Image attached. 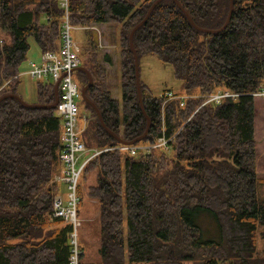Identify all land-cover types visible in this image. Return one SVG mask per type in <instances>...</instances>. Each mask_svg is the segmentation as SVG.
Instances as JSON below:
<instances>
[{"label": "trees", "instance_id": "obj_1", "mask_svg": "<svg viewBox=\"0 0 264 264\" xmlns=\"http://www.w3.org/2000/svg\"><path fill=\"white\" fill-rule=\"evenodd\" d=\"M154 1L70 0L73 25L119 24L121 100L112 96L102 63L109 62L108 55L100 58L95 46H85L80 65L92 77L87 98L124 141L141 135L147 124L128 35ZM178 1L197 26L208 29L221 27L229 8V0ZM61 16L57 0H0V28L8 35L0 38V97H21L18 74L28 37L40 53L58 49ZM132 41L138 58L155 55L180 81L179 90L160 95L139 81L150 123L135 145L154 143L162 120L165 136L172 139L166 150L132 155L107 149L86 162L83 171H94L95 182L82 188L86 177H80L77 215L86 211L87 200L97 203L100 259L84 261L79 248L77 264H264V246L258 248V239L264 240V202L257 200L256 189L264 179L256 175L251 95L264 87V0H233L227 26L216 33L198 31L174 0H161ZM75 72L80 91L88 78L81 69ZM53 86L49 80L35 81L33 103L51 104ZM217 90L238 95L202 104ZM167 91L192 97L182 105L177 98L163 104ZM82 102L79 111H90L81 134L85 146L101 150L120 144L93 119L94 108ZM61 132L55 107H27L11 96L0 100V264H71L72 227L52 215ZM202 212L214 218L216 239L203 238L197 220Z\"/></svg>", "mask_w": 264, "mask_h": 264}, {"label": "built area", "instance_id": "obj_2", "mask_svg": "<svg viewBox=\"0 0 264 264\" xmlns=\"http://www.w3.org/2000/svg\"><path fill=\"white\" fill-rule=\"evenodd\" d=\"M58 7L62 10L61 16V35L60 45L57 50H46L41 52L36 60L28 62L26 74L34 81L49 80L53 84L58 81V101L55 105V113L61 118V151L59 159L61 168L56 173L52 182L58 184L59 188L52 200V215L64 218L70 223L72 229L69 233L70 243L72 245V254L70 258L71 264H77L79 247L77 235V207L80 201L78 194V183L86 162L95 154L107 149H116L127 151L135 154L138 150L149 151L153 148L169 149L171 137L164 134L163 120L161 127V135L151 144L135 145V144H118L113 147L104 149H88L81 140L86 125L87 118L81 116L79 107L75 99L80 97L79 88L73 79V71L80 64V46L74 40L71 31L75 28L86 29L90 26L78 25L71 23L69 6L70 0H57ZM2 42V40H0ZM238 94L227 90H217L205 97L202 104L207 102L219 103L227 96H236ZM255 97H264V87L256 92L251 93ZM191 95H177L172 91L166 92V99H180V104L185 98ZM86 157L79 162L81 155Z\"/></svg>", "mask_w": 264, "mask_h": 264}, {"label": "rangeland", "instance_id": "obj_3", "mask_svg": "<svg viewBox=\"0 0 264 264\" xmlns=\"http://www.w3.org/2000/svg\"><path fill=\"white\" fill-rule=\"evenodd\" d=\"M118 28L119 24L114 23H96L89 29L75 28L71 31L74 40L81 48V58L84 59L86 51L85 46L95 48V52L102 58L103 55H108L109 62L102 61L108 74V82L112 92V96L119 101L121 100V66L118 60ZM0 38L8 40L7 33L0 28ZM29 49L26 52V58L22 61L19 67V73H24L28 69V62L36 60L40 52L33 37H28ZM90 50V49H89ZM73 71V79L78 84L80 77ZM138 74L139 81L145 85V88L154 95H160L164 90H179L180 81L173 75L171 65L162 63L155 55L145 54L138 58ZM18 90L25 102L33 103L36 101L35 81L27 74L19 77ZM78 106H83L82 98L75 99ZM90 111L81 109V116L88 119ZM254 120H255V157L257 162V178L264 179V170H259V166L264 168V97H255L254 102ZM86 128V127H85ZM85 130V129H84ZM87 136V133L84 134ZM135 144V143H134ZM143 145V144H140ZM86 155L82 154L79 162H81ZM81 187L94 184V171L82 172ZM257 200L264 202V182L258 181L256 185ZM86 211L77 215V235L79 240V248L83 251V260L87 262L98 261L100 255L99 249V219L98 206L92 200H87ZM198 223L203 231V238L216 239L218 237V229L214 218L209 212H202L199 214ZM264 246V240L258 239V248ZM127 263V258H126ZM128 264V263H127ZM132 264H148L137 263ZM187 264V263H186Z\"/></svg>", "mask_w": 264, "mask_h": 264}, {"label": "water", "instance_id": "obj_4", "mask_svg": "<svg viewBox=\"0 0 264 264\" xmlns=\"http://www.w3.org/2000/svg\"><path fill=\"white\" fill-rule=\"evenodd\" d=\"M161 0H155L151 5L150 7L148 8L145 16L143 17V19L138 22L134 27H132V29L130 30L129 32V35H128V41H129V47L132 51V54H133V60H134V76H135V82H136V88H137V94H138V100H139V103H140V106H141V109L147 119V124H146V127H145V130L143 131V133L139 136H137L136 138L132 139V140H129V141H124L122 139H120L114 132H112L111 130H109L102 118H101V115H100V112L98 110V108L95 106V104L93 102H91L87 96H86V90L88 89V87L91 85V82H92V77H91V74L89 73V71L79 65L78 67H76L75 70H83L86 75H87V78H88V82L81 88L80 90V95H81V98L88 104L90 105L91 107L94 108V111H95V116H93V119H98L100 124L102 125V127L104 129H106L111 135H113L117 141L121 144H128V145H131V144H134L136 142H138L139 140H141L147 133H148V130H149V119H148V116L145 114L144 112V109H143V106H142V100H141V92H140V83H139V74H138V57H137V53H136V50H135V47L133 45V41H132V36H133V33L134 31L143 23L146 21L147 17L149 16L151 10L154 8V6L160 2ZM176 5L183 11V13L186 15L188 21L191 23V25L197 29L198 31H201V32H205V33H216V32H220L222 31L228 24L230 18H231V14H232V10H233V0H229V8H228V13H227V16H226V19L224 21V23L222 24L221 27L217 28V29H208V28H203V27H199L197 26L193 20L191 19V17L189 16V14L185 11V9L181 6V4L179 3L178 0H174ZM53 93H54V101L51 103V104H38V103H27L25 102L20 96L18 95H15V94H5V95H2L0 97V100H2L3 98H6L8 96H11V97H14L16 98L22 105L24 106H27V107H50V108H54L57 101H58V81L54 83V86H53Z\"/></svg>", "mask_w": 264, "mask_h": 264}, {"label": "crops", "instance_id": "obj_5", "mask_svg": "<svg viewBox=\"0 0 264 264\" xmlns=\"http://www.w3.org/2000/svg\"><path fill=\"white\" fill-rule=\"evenodd\" d=\"M39 54H40V52H39ZM39 54H38V56H39ZM26 72V71H25ZM20 73V75H19V77H21V76H23V74H26V73ZM28 75V74H27ZM29 76V75H28ZM32 79V78H31ZM33 80V79H32ZM260 167H261V165L259 166V170H264V168H261L260 169ZM92 202H94V201H92Z\"/></svg>", "mask_w": 264, "mask_h": 264}]
</instances>
